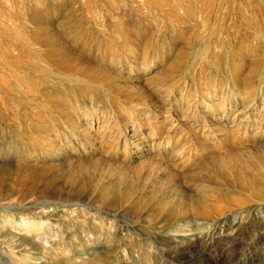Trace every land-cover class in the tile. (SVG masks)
Instances as JSON below:
<instances>
[{"label": "rangeland", "instance_id": "obj_1", "mask_svg": "<svg viewBox=\"0 0 264 264\" xmlns=\"http://www.w3.org/2000/svg\"><path fill=\"white\" fill-rule=\"evenodd\" d=\"M0 42V71L47 79V94L64 79L96 102L148 100L135 132L118 134L132 165L164 156L163 185L204 193L217 209L165 218L160 191L117 211L39 206L37 188L30 196L9 167L15 131L28 127L0 106V264H264V0H0ZM62 43L75 57L61 56ZM89 64L111 75L81 79ZM78 140L60 144L69 153Z\"/></svg>", "mask_w": 264, "mask_h": 264}, {"label": "bare ground", "instance_id": "obj_2", "mask_svg": "<svg viewBox=\"0 0 264 264\" xmlns=\"http://www.w3.org/2000/svg\"><path fill=\"white\" fill-rule=\"evenodd\" d=\"M44 30L46 29L44 28ZM61 46V56L64 58L75 57L73 52L75 50L72 49V51L71 47H68L65 43H62ZM7 57L9 58V56ZM15 57L17 59L15 58L14 60H18V57ZM83 61L85 62V60ZM4 66L2 67L3 70L0 71V106H5L6 110H8L7 113H9L8 116L10 119L13 118L14 122L20 116L24 119L23 123L25 125H22L24 129L26 130L28 127L26 131L28 133L17 129L15 131L13 141L17 145H21V147L17 148L20 151L8 156L10 157V162H16L9 166L12 169L11 179L16 180L17 184L21 182L28 184L29 189L26 190H28L30 196L33 195V190L37 188L35 197H38L36 199L44 200H41L39 206H45L49 202H53L61 205L78 206L82 209V213L84 211L87 212L89 209L104 211L108 208L109 210L113 206L115 211H117L119 207L124 206L127 202H136L133 199V196H136L134 194L138 193L140 195V197L138 196L140 204L141 198L160 191L164 198L160 197L158 199V207L160 208L162 203H166L167 207L165 206L166 209L163 211L165 218H173L176 215L183 216L187 213L204 218L215 216L217 209H215L211 204L212 201L204 193H197L195 196L187 195V192L178 189V184L173 180L170 185H163L162 180L164 179L161 177V173L169 171L170 168L166 165L165 162L168 161L164 160V156L160 157L157 153H151L150 157H145L141 161L138 160V163L132 165L134 155L129 145L131 142H127L126 139L123 142L119 141L118 134L124 132L129 126L135 132L140 125L136 123L135 113L138 110L137 108L145 109L146 107V109H149L148 100H130L126 103L123 100L109 103L96 102L92 93L89 94L83 91L84 89L69 88V86L63 85L65 84L63 82L64 79L52 81L57 82L60 88L58 87L55 92L47 94L43 86L42 79L44 78L38 83L36 81L31 82L33 79L30 83L28 82L30 79L24 82L22 81L24 78L21 80L19 75H10V71L6 70ZM16 66H19V62L16 63ZM88 66L83 73L81 72L80 76L82 79L83 74V79L92 84L96 81L100 82L105 76L111 75V72L104 69V67L90 64ZM43 73L47 72L44 71ZM104 82H107V80ZM12 90L15 91L11 92ZM179 101L181 100L179 99ZM99 104L109 111H100L98 109ZM81 121L86 124L84 127L78 126ZM91 124L98 125L94 129V134H91L89 130ZM68 135L73 136L75 139L78 137L81 148H73L69 153L66 152L61 147L60 142L62 137L64 138ZM152 135H150L151 138L154 136ZM92 136H95V140L91 139ZM168 138L163 140L165 144H170ZM173 150L169 153L172 159L173 153L177 152ZM115 203L121 204L115 207Z\"/></svg>", "mask_w": 264, "mask_h": 264}]
</instances>
